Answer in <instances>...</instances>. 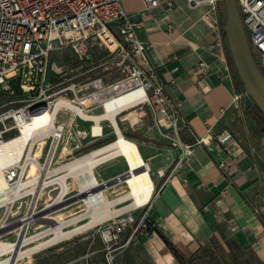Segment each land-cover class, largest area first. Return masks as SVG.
Wrapping results in <instances>:
<instances>
[{
  "label": "crops",
  "instance_id": "0c3cea01",
  "mask_svg": "<svg viewBox=\"0 0 264 264\" xmlns=\"http://www.w3.org/2000/svg\"><path fill=\"white\" fill-rule=\"evenodd\" d=\"M159 1L151 10L144 0H123V8L136 38L147 47L169 105L185 125L183 141L194 145L202 137L206 142L194 146L192 156L169 175L162 190L163 181L154 179L161 191L140 212L147 214L148 227L135 234L127 249L131 255L121 253L119 264H181L162 235L185 259L219 245L234 264H249L250 253L264 264V136L246 114L245 99L234 102L241 92L229 61L225 5L193 7L189 0ZM139 126L148 127L146 118ZM222 131L233 135L226 148L212 140ZM133 140L140 148L149 143L136 133ZM158 142L152 148L148 145L154 154L144 157L149 164L157 160L159 170L166 169L167 160L156 159L166 151ZM169 152L170 159L177 158L178 153ZM131 233L125 232L122 241ZM84 240L87 250L81 253L48 252L35 260L53 254L57 264H105L102 241L94 250V242Z\"/></svg>",
  "mask_w": 264,
  "mask_h": 264
},
{
  "label": "built area",
  "instance_id": "2783aa9c",
  "mask_svg": "<svg viewBox=\"0 0 264 264\" xmlns=\"http://www.w3.org/2000/svg\"><path fill=\"white\" fill-rule=\"evenodd\" d=\"M144 2L151 10L160 4L159 0H144ZM189 2L193 7H197L205 3L215 5L222 0H189ZM236 2L246 34L248 32L251 52L262 70L264 69V0H236ZM119 35L122 38H119ZM93 40H100L98 45L102 47V44H105L108 50L123 59V63L129 62L124 71L127 77L117 84L125 83L122 92L143 90V94L136 99L133 109L140 113L141 119L151 117L154 127L170 142V151L178 153L177 158L168 157L169 163L166 169L158 170V178L163 181L162 190L169 182L170 174L192 156L194 146L202 145L206 140L200 137L196 139L194 145L183 141L182 132L185 125L180 124L178 112L169 105L165 87L158 81L155 68L149 61L147 47L138 41L135 26L127 19L123 0H0V88L15 96H19L16 95L17 88L22 91L20 98L0 103V159L3 155V147L21 133V122L16 119V115L22 114L25 121L31 120L34 113H40L46 107L55 105L60 98H66L88 113L94 105H97L95 102L99 101L92 99L96 95L102 97L106 95L105 92L110 86L102 77L88 80L84 84L68 85L65 81L48 80L50 70L59 74V77L64 75L62 67L57 69V64L51 62L53 52L71 49L77 60L84 62L90 59ZM111 46L115 48L112 49ZM83 91L90 97L85 98V95L81 97L80 93ZM55 95H60V98L52 101ZM245 95L246 92L238 93L234 96V102L244 100ZM85 99L91 101L81 105L80 101ZM62 112H71L77 116V112L68 105L60 106L57 118ZM10 121L13 123L9 124ZM54 129L58 132L59 148L64 138L65 124L57 121ZM12 133L14 135L10 136ZM232 139L233 135L230 131H222L212 138L223 148H226ZM52 141L54 142V138ZM39 142L36 141L33 145L32 141L28 143L27 152L33 153ZM40 150L43 155V149ZM25 157L26 155L21 159L6 161L5 166H0L3 178L8 184L5 190L8 193L0 192V211H2L0 241L6 242L8 236L14 235L17 242L13 244L19 243L26 224L25 235L28 237L33 226L41 225L38 224L37 219L39 202L45 189L44 181L37 198L35 193L39 181L26 186L18 193L14 192L29 177L32 164ZM53 160L51 159L50 164ZM47 161L48 159L45 164ZM220 166L224 167L225 163L222 162ZM160 191L156 187L153 198ZM27 198H30L29 203ZM153 198L145 206L134 208V212L147 209ZM22 213L24 214L21 215ZM146 215L143 212L140 217H135L133 212H127L107 220L100 227L99 234L107 264H115L114 253L126 251L135 234L140 229L148 227ZM128 230H132L131 236L122 242V235ZM232 230L235 231L236 227H232ZM8 254L13 255L12 252ZM5 255L7 254L0 257Z\"/></svg>",
  "mask_w": 264,
  "mask_h": 264
},
{
  "label": "bare ground",
  "instance_id": "6f19581e",
  "mask_svg": "<svg viewBox=\"0 0 264 264\" xmlns=\"http://www.w3.org/2000/svg\"><path fill=\"white\" fill-rule=\"evenodd\" d=\"M112 49L115 46H111ZM125 85L124 82L120 84L111 85L105 92V96H97L92 100H99L102 102L104 112L100 114H89L82 107L72 104L66 98H60L55 105L46 107L40 113H34L31 120L25 121L22 114L16 115V119L21 123V133L11 139V142L6 144L3 149L0 159V166H5L4 162L13 161L14 159H21L26 155L27 144L31 141L32 145L36 141H40V148L43 149L46 146L47 139L54 138V142L48 156L46 164H42L41 155L42 151H38L37 154H28L32 167L29 171V177L26 181L20 184L14 192L18 193L26 188L28 185H33L39 181V187L36 190V198L40 194L41 187L45 183L42 182L53 174L55 171L51 170V159H55L58 154L57 136L58 132L55 131V124L57 123V115L61 105H68L72 110L77 112V116L81 117L85 121H91L95 124L92 127L94 137H101L104 135V129L102 122L109 121L116 133V139L104 146H101L92 152L78 158L76 161L68 164L66 167L71 172H84L90 175V179H85L81 184L80 193L77 196L82 199L86 212L81 216H78L69 221H57L56 218L51 216H45L44 219L50 221H56V225L50 229L28 237L25 235L27 224L21 233V239L18 244L12 242L0 241V256L3 254L13 253V256H9L5 260H0V264H14L15 259L28 258L32 260L34 254L40 250L48 248L53 244L66 240L83 230L93 227L98 222L108 220L109 218L119 216L121 214L130 212L133 208L143 207L151 201L155 192V181L151 173V165L145 159L141 148L138 143L125 136L122 132L119 124V116L121 121H129L132 126H137L141 123V115L133 109L135 101L143 94V90L139 89L134 92H122V88ZM91 100H81L80 104H88ZM29 146V145H28ZM67 148H64V153ZM61 153V155H62ZM60 155V156H61ZM122 157L125 159L128 165V170L122 174L121 177L115 178L116 183H125L128 191L121 195L120 198L111 201L107 189L104 184L98 179L96 169L102 164L109 162L113 159ZM53 163V162H52ZM68 174L60 177V185L62 187V194L56 204H64L66 200L63 198L69 190V186L66 182ZM110 184L106 186L109 189ZM8 184L3 178V173L0 171V192H6ZM7 195V194H6ZM131 202V204L121 208L115 209L117 204ZM90 218L89 221L81 223L85 219ZM30 220V218L28 219ZM69 225H75V228L65 230ZM41 225L40 227H43ZM51 236L50 239L44 242L37 243L43 238ZM37 243V244H36ZM29 246V247H28ZM23 247H28L23 251Z\"/></svg>",
  "mask_w": 264,
  "mask_h": 264
},
{
  "label": "rangeland",
  "instance_id": "374dc122",
  "mask_svg": "<svg viewBox=\"0 0 264 264\" xmlns=\"http://www.w3.org/2000/svg\"><path fill=\"white\" fill-rule=\"evenodd\" d=\"M242 17V16H241ZM248 37V32H247ZM119 38H122L119 35ZM98 41V42H97ZM100 40H93L91 51H90V59L80 62L77 60L75 54L71 49H66L64 51L60 52H53L51 55V62H54L57 64V69H60L62 67L64 75L59 77V74L52 72H49L48 80L50 82H54L60 80L61 82L65 81L68 84L70 83H81L84 84L88 80H93L98 77H102L104 82L111 86L113 84H117L119 81L125 79L126 71L125 66L128 65V61L123 63V59L120 58L118 55L112 53L108 48L105 46V44H102V47L98 45ZM257 58V56H255ZM258 59V58H257ZM258 63V60H257ZM264 72V69H262ZM51 71V70H50ZM66 73V74H65ZM55 81V82H56ZM71 95V94H70ZM85 98H89V94L87 92H81L80 96ZM60 98V95H55L52 99H58ZM9 100L13 101L16 99L10 98ZM93 108L90 109L88 112L89 114H100L104 112V108L101 105L100 101L95 102ZM119 118V124L121 127L122 132L127 136L128 138L133 139L135 136V133L143 138H147L148 145L152 148V144L155 142H158L160 145L164 146L166 148V151L168 150L167 155L165 154V149L163 152L164 154H161L156 159H166L167 163L165 167H167V164L169 163L168 154H170L169 149L171 148L170 142L165 139L157 130L156 127H154L153 121L151 117L146 118L147 128L140 129V126L137 125L134 128L130 126V122L124 123V121H121ZM59 123L65 124V132H64V138L59 144V148L57 150L58 154L56 155L55 159L53 160L52 165H50L51 170L55 171L53 174L49 175L44 180L45 183V189L42 192V199L39 202L38 206V224L44 225L43 227L39 226H33L30 229L29 237L38 235L48 229H50L52 226L56 225V221H50L44 219L45 216H51L56 218L57 221H69L72 220L78 216H81L86 212V207L82 201V199L78 198L77 196L80 193L81 184L84 183L85 179H90V175L81 171L78 172H71L66 166L74 161H76L78 158L92 152L93 150L106 145L108 142H112L116 139V133L112 126V124L109 121L102 122V127L104 129V135L101 137H93L92 136V127L95 124L91 121H85L81 117L76 116L75 114L69 113H60L58 117ZM13 121H10L9 124H12ZM140 129V130H138ZM150 132V134H148ZM14 135L12 133L10 136ZM145 136V137H144ZM142 139V138H141ZM164 139V140H163ZM167 140V142H166ZM47 144L44 147L43 155L41 157L42 164H45L46 159H48V153L52 146V137L50 139H47ZM148 145L142 146L141 145V151L145 157L151 156L154 154V151H152ZM67 148V150L62 153L63 149ZM40 142L39 145H36L33 150V155L37 154L38 151H40ZM30 152L28 151L26 154V159H28V154ZM62 153V155H61ZM61 155V156H60ZM157 160H154L150 163L151 169L153 171V178L156 180V177H158V166L159 164L156 163ZM128 170L127 162L124 158L119 157L117 159H113L109 162H106L99 166L96 169V173L98 176V179L102 184H104L105 189H107V194L111 201L116 200L121 197V195L125 194L128 191V188L125 183H116L115 178L121 177L123 173H125ZM68 174L67 176V184L69 186V190L67 191V194L63 196V198L66 200V203L64 204H56V202L59 200L61 194H62V187L60 185V177ZM155 174V175H154ZM110 184L109 189L106 187ZM264 183V181H263ZM264 198V185H263V192H262V199ZM30 198H27V203H29ZM25 203L24 206L27 205ZM131 204V202H125L121 204H117L115 209H121L127 205ZM146 210V209H145ZM145 210H138L134 212V208L131 209L130 212H133L135 217H140L142 211ZM25 211L24 209L22 210ZM21 211V212H22ZM2 211H0V214ZM22 213L21 215H23ZM115 218H109L113 219ZM90 218L85 219L81 223H85L86 221H89ZM107 220L100 221L97 224H95L93 227L83 230L82 232L66 239L62 240L60 242H57L53 244L52 246L45 248L43 250H40L38 253L32 255V260L28 258L23 259H15L14 264H57L59 262V259H54V255L51 254V256L47 259H37V256L43 254V253H55L60 251H66V252H74V253H81L83 250H87V244L84 242L86 240L84 239H90L94 242L93 249L97 250L98 247V241L101 240L99 229L102 227V225L105 224ZM75 228V225H69L65 228V230H70ZM8 240L6 242H17V238L14 235H10L7 237ZM51 236H48L46 238L41 239L37 243H42L44 241H47L50 239ZM123 239V238H122ZM123 242V241H122ZM36 243V244H37ZM103 245V243H102ZM29 247V246H28ZM28 247H23V251L27 250ZM128 249V248H127ZM124 251L123 255L127 253V256L129 257L130 251ZM100 254L103 256L104 263L105 261V252L103 251V247L100 250ZM116 255L115 264H119V259L121 256V253L119 251H116L114 253ZM126 255V254H125ZM250 263L251 264H259L258 260L255 259L254 255L251 254ZM250 255H248L250 257ZM10 256V254H7L3 257H0V260H5ZM11 256H13L11 254ZM37 261H39L37 263ZM133 263V262H131ZM204 264H209V260H205ZM216 264H234L233 261L228 259L224 252H221L219 254V257L216 258Z\"/></svg>",
  "mask_w": 264,
  "mask_h": 264
},
{
  "label": "water",
  "instance_id": "95a60500",
  "mask_svg": "<svg viewBox=\"0 0 264 264\" xmlns=\"http://www.w3.org/2000/svg\"><path fill=\"white\" fill-rule=\"evenodd\" d=\"M226 9V33L229 53L236 74L244 89L245 110L252 113L256 106L264 115V73L259 68L249 46L236 0H222ZM256 119V116H253ZM264 133V126L261 127Z\"/></svg>",
  "mask_w": 264,
  "mask_h": 264
},
{
  "label": "trees",
  "instance_id": "16d2710c",
  "mask_svg": "<svg viewBox=\"0 0 264 264\" xmlns=\"http://www.w3.org/2000/svg\"><path fill=\"white\" fill-rule=\"evenodd\" d=\"M224 9H225V7H224ZM228 54H229V61L232 64V59H231L230 53H228ZM50 72H52L54 74V78H55V73L53 72V70H51ZM233 78H234V82H235V86H236L237 91H239L241 93L245 92V89H244L238 75L236 74L235 70H233ZM56 80L57 79H55V81ZM13 84H14V82H13ZM16 95H19V96L11 95L8 91L2 90L0 88V103L9 102V101H11V100H9L10 98H13V99L20 98L22 96V91L20 90V88L16 89ZM245 112L252 119V121L254 122V124L257 127H263L264 126V115L260 112V110L256 106L253 107L252 113H248L246 110H245ZM253 116H256V119H253ZM262 135L264 136L263 132H262ZM108 143H110V142H108ZM162 237L165 239L167 245L171 248V250L175 253V255L177 256V258L179 259L181 264H204L205 260L206 261L209 260V264H216V258H218L219 254L221 252H223L221 249V246L217 245V246H214V248L209 247V248L202 249L199 253L195 254L192 258L185 259L180 254V252L163 235H162ZM249 264H251V263H249Z\"/></svg>",
  "mask_w": 264,
  "mask_h": 264
}]
</instances>
